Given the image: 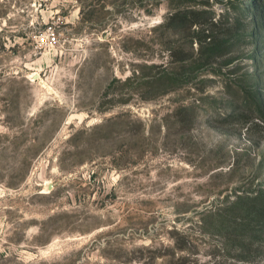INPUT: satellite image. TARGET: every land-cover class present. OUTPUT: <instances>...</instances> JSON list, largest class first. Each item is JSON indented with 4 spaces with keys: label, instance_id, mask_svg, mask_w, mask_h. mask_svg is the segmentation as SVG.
I'll list each match as a JSON object with an SVG mask.
<instances>
[{
    "label": "rangeland",
    "instance_id": "rangeland-1",
    "mask_svg": "<svg viewBox=\"0 0 264 264\" xmlns=\"http://www.w3.org/2000/svg\"><path fill=\"white\" fill-rule=\"evenodd\" d=\"M0 264H264V0H0Z\"/></svg>",
    "mask_w": 264,
    "mask_h": 264
},
{
    "label": "built area",
    "instance_id": "built-area-1",
    "mask_svg": "<svg viewBox=\"0 0 264 264\" xmlns=\"http://www.w3.org/2000/svg\"><path fill=\"white\" fill-rule=\"evenodd\" d=\"M48 35H52L53 39L56 38L55 32L53 30H49Z\"/></svg>",
    "mask_w": 264,
    "mask_h": 264
},
{
    "label": "trees",
    "instance_id": "trees-1",
    "mask_svg": "<svg viewBox=\"0 0 264 264\" xmlns=\"http://www.w3.org/2000/svg\"><path fill=\"white\" fill-rule=\"evenodd\" d=\"M130 78V77H129ZM129 80V79H128Z\"/></svg>",
    "mask_w": 264,
    "mask_h": 264
}]
</instances>
